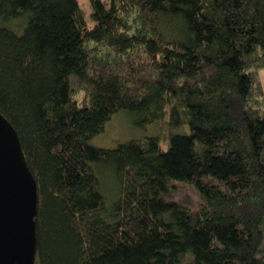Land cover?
<instances>
[{
	"label": "trees",
	"instance_id": "trees-1",
	"mask_svg": "<svg viewBox=\"0 0 264 264\" xmlns=\"http://www.w3.org/2000/svg\"><path fill=\"white\" fill-rule=\"evenodd\" d=\"M90 2L94 26L79 0H0V112L39 185L36 264H264V0ZM120 110L183 131L167 149L90 144Z\"/></svg>",
	"mask_w": 264,
	"mask_h": 264
},
{
	"label": "water",
	"instance_id": "water-1",
	"mask_svg": "<svg viewBox=\"0 0 264 264\" xmlns=\"http://www.w3.org/2000/svg\"><path fill=\"white\" fill-rule=\"evenodd\" d=\"M39 197L19 133L0 112V264H36Z\"/></svg>",
	"mask_w": 264,
	"mask_h": 264
},
{
	"label": "rangeland",
	"instance_id": "rangeland-1",
	"mask_svg": "<svg viewBox=\"0 0 264 264\" xmlns=\"http://www.w3.org/2000/svg\"><path fill=\"white\" fill-rule=\"evenodd\" d=\"M104 2L108 6L110 5V0H104ZM79 3L89 25L94 26L95 21L92 17L93 9L90 0H79ZM17 24L18 21L16 22V25ZM261 78L264 84V68L261 71ZM138 119L139 116L129 110H120L116 112L107 122L105 130L93 137L90 140V144L97 147L114 148L121 142L157 136L161 141L162 147L167 149L169 147L171 134L183 131V128L180 129V127L172 125L170 114L163 119L145 124L138 123ZM185 130L189 131L188 125L185 126ZM99 174L102 178V191L105 194L107 202L110 203L119 196L120 188L118 184H116L113 177L114 174L109 168H101ZM176 187L177 188H175L172 194L175 198L184 202L190 201L195 204L200 201L198 192L192 186L188 184H178Z\"/></svg>",
	"mask_w": 264,
	"mask_h": 264
}]
</instances>
